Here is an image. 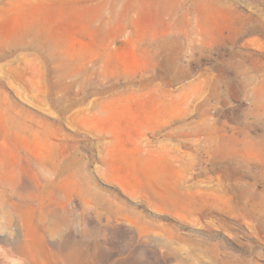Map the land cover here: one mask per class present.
Listing matches in <instances>:
<instances>
[{"label": "rangeland", "instance_id": "374dc122", "mask_svg": "<svg viewBox=\"0 0 264 264\" xmlns=\"http://www.w3.org/2000/svg\"><path fill=\"white\" fill-rule=\"evenodd\" d=\"M0 264H264V0H0Z\"/></svg>", "mask_w": 264, "mask_h": 264}]
</instances>
